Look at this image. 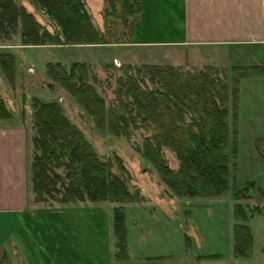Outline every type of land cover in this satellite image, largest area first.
I'll return each mask as SVG.
<instances>
[{
  "label": "rangeland",
  "instance_id": "obj_1",
  "mask_svg": "<svg viewBox=\"0 0 264 264\" xmlns=\"http://www.w3.org/2000/svg\"><path fill=\"white\" fill-rule=\"evenodd\" d=\"M15 1L34 14L45 29L57 32L54 20L33 0ZM106 2L104 15L112 8ZM105 19L109 22L103 33L115 36L114 20ZM127 26L125 30L117 27L121 38L129 33L130 24ZM141 50L146 55L138 51L139 57L131 58L112 45H24L21 27L9 38L0 33V53L14 55L9 74L13 79L0 64V96L14 115L0 120V135L27 147L29 164V208L19 214L0 213V264H27V260L30 264H264V77L250 75L236 82L239 75L233 73L236 67L232 66L240 64L250 71L253 63L248 53L205 51L201 58L177 54L174 59L168 51ZM74 62L87 65L89 81L105 98L108 109L117 104L119 79L127 72L135 73L136 68L145 72L146 66H173L185 77L207 71L225 80L231 113L228 190L216 197L178 196L141 152L145 139L153 134L150 128L139 122L129 129V137L115 135L108 127L99 128L77 98L49 76L50 63H62L70 69ZM35 99L59 103L100 158L110 161L113 171L126 179L132 192L139 191L143 200L128 204L88 199L38 201L32 180ZM163 153L169 167L178 170L176 153L166 147ZM238 206L242 217L236 215ZM118 207L125 210L130 254L126 261L117 258L114 220ZM237 225L249 227L252 234L247 256L235 251Z\"/></svg>",
  "mask_w": 264,
  "mask_h": 264
},
{
  "label": "trees",
  "instance_id": "obj_2",
  "mask_svg": "<svg viewBox=\"0 0 264 264\" xmlns=\"http://www.w3.org/2000/svg\"><path fill=\"white\" fill-rule=\"evenodd\" d=\"M55 22L52 34L34 14L15 0H0V33L6 38L22 29L24 45L108 44L111 39L93 22L84 0H33ZM112 4L109 16L128 27L129 17L139 13V0H106ZM108 22V21H106ZM109 36V38L107 37ZM113 42V43H114ZM14 55L0 53V64L9 75ZM12 68V69H11ZM135 69V68H134ZM127 72L119 79L117 104L108 109L105 98L89 81L87 65L74 62L70 69L62 63H50L48 74L84 106L101 129L109 128L119 136H130L129 129L141 123L153 134L145 139L141 152L156 167L164 183L178 196L216 197L229 188L230 175V93L227 82L207 71L185 77L173 66H146ZM261 69L234 68L236 82L258 74ZM238 99L237 90L234 92ZM36 135L32 162L33 190L37 200L62 203L91 200L128 204L143 200L132 192L110 161H103L83 133L64 115L57 102L35 99ZM0 96V120L13 118ZM237 118V113L234 114ZM170 148L180 160L178 170L169 167L163 153ZM61 170L64 172H61ZM241 193L238 192L237 196ZM236 215L244 216L241 207ZM117 258L128 260L125 210L115 209ZM236 254L247 256L252 234L249 227L235 228Z\"/></svg>",
  "mask_w": 264,
  "mask_h": 264
},
{
  "label": "crops",
  "instance_id": "obj_3",
  "mask_svg": "<svg viewBox=\"0 0 264 264\" xmlns=\"http://www.w3.org/2000/svg\"><path fill=\"white\" fill-rule=\"evenodd\" d=\"M85 1L94 24L105 32L106 0ZM139 2V13L129 17V33L121 38L119 29L114 31L115 39L122 42L100 45H112L124 57L131 58L146 55L141 50L143 48L168 51L174 59L178 55L201 58L205 51H226L231 55L233 50L236 54L248 53L253 63L251 67L261 69L255 76L264 77V0ZM109 20L120 22L110 16ZM120 28L126 29L124 26ZM232 67L243 68L240 64ZM8 139L0 135V213L10 211L19 214L29 208L27 147H19L13 138ZM26 263L30 264L28 260Z\"/></svg>",
  "mask_w": 264,
  "mask_h": 264
}]
</instances>
